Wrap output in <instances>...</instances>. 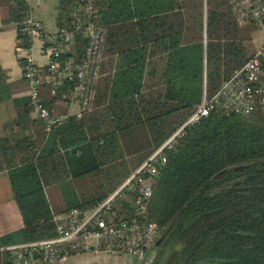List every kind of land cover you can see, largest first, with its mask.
Segmentation results:
<instances>
[{"label": "trees", "instance_id": "1", "mask_svg": "<svg viewBox=\"0 0 264 264\" xmlns=\"http://www.w3.org/2000/svg\"><path fill=\"white\" fill-rule=\"evenodd\" d=\"M97 5L108 26L106 54L119 62L96 108L47 131L30 118L28 96L13 99L22 133L0 138V171L8 173L24 226L0 235V264H12L8 245L57 235L56 213L105 199L195 110L204 91L215 93L256 52L251 33L258 25H238L229 0ZM69 6L60 0V27L71 24ZM67 90L53 96L43 89L54 113ZM11 95L0 82V102ZM237 186L262 188L230 190ZM122 211L124 218L136 212L132 197ZM148 216L160 236L147 264H264V105L249 114L215 110L193 126L169 152Z\"/></svg>", "mask_w": 264, "mask_h": 264}, {"label": "built area", "instance_id": "2", "mask_svg": "<svg viewBox=\"0 0 264 264\" xmlns=\"http://www.w3.org/2000/svg\"><path fill=\"white\" fill-rule=\"evenodd\" d=\"M22 1L24 9L17 50L29 86L31 110L50 131L67 122L70 116L80 119L96 108L106 59L108 26L101 20L97 0H68L71 24L53 31H48L33 15L31 0ZM230 6L240 26L264 22V0H230ZM81 44L84 45L82 52H78ZM38 47L44 57L42 61L35 55ZM45 88H49L53 96L60 89H68L62 95L77 99L79 110L74 115H56L44 102ZM262 105L264 46L227 76L215 93L208 95L204 91L195 110L105 199L93 206L55 214V236L8 245L13 252L12 264H49L93 250L133 257L142 264L150 260L156 253L154 247L160 227L149 219L148 208L154 184L162 177L169 152L212 111L249 114ZM130 197L134 199L136 212L124 218L122 208Z\"/></svg>", "mask_w": 264, "mask_h": 264}, {"label": "crops", "instance_id": "3", "mask_svg": "<svg viewBox=\"0 0 264 264\" xmlns=\"http://www.w3.org/2000/svg\"><path fill=\"white\" fill-rule=\"evenodd\" d=\"M43 1L44 0H31L30 5L32 8L33 15L44 24V21L36 15V11L40 8ZM59 6L60 0H58V2L56 3L57 16ZM22 7L24 9L22 0H0V82L4 83L7 89H11L12 94V97L10 99L3 100L0 102V138L8 136L12 139L14 136H19V134L22 133V125H20L18 122V112L13 102L14 98H22L24 96H28L27 92L29 89L28 83L24 78L23 66L19 57V52L17 50V39L19 36L20 22L17 17L20 14V8L22 9ZM56 21L58 28L59 24L57 17ZM35 55L39 61H42L44 59L39 47L35 50ZM118 62L119 56L117 54L113 56H109L106 54V59L102 66L103 74L98 85L97 95L99 93V89H104L107 78H109L111 75L113 76L114 73L117 71ZM46 93L48 92H45L44 95H46ZM52 106L55 110L56 115H74L80 107L77 99L71 100L68 96L64 97L63 95L59 97V99L55 101ZM30 118L37 119L38 117L31 111ZM31 126L30 128L25 130V135H29L32 132V129L35 128L34 125ZM13 214L15 216V219L12 218ZM23 226V217L19 206L15 200L8 173L6 170L0 171V235L19 230ZM140 263L141 262H139L136 258L125 257L115 252L105 250H93L75 253L66 258L57 260L49 264ZM143 264H145V262Z\"/></svg>", "mask_w": 264, "mask_h": 264}, {"label": "rangeland", "instance_id": "4", "mask_svg": "<svg viewBox=\"0 0 264 264\" xmlns=\"http://www.w3.org/2000/svg\"><path fill=\"white\" fill-rule=\"evenodd\" d=\"M57 2L58 0H44L40 8L36 11V15L44 21V26L48 31H53L57 28ZM256 24L258 26L252 31L251 36L256 50H260L264 46V22ZM12 218L15 219L14 214L12 215ZM144 262L147 264L148 260H145Z\"/></svg>", "mask_w": 264, "mask_h": 264}, {"label": "water", "instance_id": "5", "mask_svg": "<svg viewBox=\"0 0 264 264\" xmlns=\"http://www.w3.org/2000/svg\"><path fill=\"white\" fill-rule=\"evenodd\" d=\"M253 188H262L261 186H237L231 187L230 190H246V189H253Z\"/></svg>", "mask_w": 264, "mask_h": 264}]
</instances>
